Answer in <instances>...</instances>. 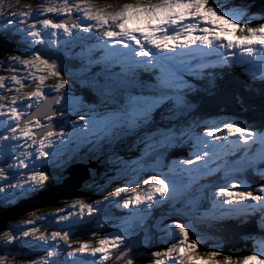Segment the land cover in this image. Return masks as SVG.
<instances>
[{"label": "snow or ice", "instance_id": "6c2138e0", "mask_svg": "<svg viewBox=\"0 0 264 264\" xmlns=\"http://www.w3.org/2000/svg\"><path fill=\"white\" fill-rule=\"evenodd\" d=\"M249 12L248 4L228 6L221 0H134L112 11L97 6L95 0H41L36 8L24 5L18 12L0 19V36L16 37L28 45L26 53L0 59V66H12L13 72L7 78L0 76V90L15 93L10 98L0 95V127L3 129L0 142L12 149L8 156L15 161V164L5 163L0 167V207L38 193L62 179L61 171L76 157L65 154L54 159L57 148L66 141L71 142L77 134L86 136L89 130L100 128L103 137L96 134L89 141L90 152L94 153L101 151L106 142L110 143L120 135L135 134L150 125L154 111L166 104L169 117H174L177 111L191 115L193 105L187 94L193 86L180 73L186 60L176 56L177 49H184L185 56H191L201 71L207 70L206 75L210 77L215 73L208 70L212 67L209 62L215 57V62L225 67L240 63L253 80L258 77L264 83V23L253 26L255 16ZM0 16H3L2 11ZM228 32H232L235 39H228L225 35ZM73 40L95 41L92 48L100 52L95 62L102 64L105 70L120 69L114 82L101 84L98 79L89 77L81 80L85 87L95 89L100 105L108 107L111 101V111L107 114L96 111L95 99L88 111L83 112L82 101L70 97L67 91L70 80L74 82L78 74L61 67V61ZM44 48L47 50L41 51ZM81 51H84L83 47ZM88 62H93L92 56L88 57ZM18 66L34 71L22 76L16 70ZM35 70H39V74ZM144 75L147 81L141 78ZM49 78L56 83L46 85ZM9 80L13 85L10 89L6 87ZM26 87L33 90L25 94L22 90ZM138 89L140 94L133 95ZM53 92L55 95H51ZM34 107L37 112L31 111ZM73 108H79L80 112L71 113ZM70 113L76 114V120L69 121L72 128L66 131L62 121ZM170 123L174 124L171 129L154 133L151 139L161 145L160 151L187 142L193 149L192 158L180 164L195 166L199 162L202 175L213 173L209 161L241 154L239 168L225 165L222 169L226 180L232 179V183L215 186L211 199L213 217H248L259 212L264 220V182L254 189L233 176V173L255 169L256 160L248 157L249 145L259 143L262 146L259 160L264 163V131L239 126L236 121H222L221 124L205 123L201 134L193 133V125L199 127L196 122L189 124L185 120L183 127L175 126L178 120H170ZM16 152H19L18 156ZM50 162L52 171L47 170ZM13 169L24 171L17 177L14 173L9 174ZM216 170L221 171L219 166ZM229 188L239 190L229 191ZM176 192L175 178L169 179L167 175L161 178L158 173L143 180V185L116 187L92 203L78 199L72 205L78 212L69 211L68 216H64L63 209H58L57 223L70 217H75L74 222H78L87 213V219L98 218L97 228L104 229L108 221H99L104 220L109 204L123 207L131 216L142 217L162 204H169L181 213V207L172 203ZM49 215H41L39 219H48ZM201 219H207V214H201ZM24 223L32 226L22 233L24 237L39 231L35 227L36 221L29 219ZM113 227L115 231L105 232L95 244L81 242L74 246L69 243L71 233L63 229L48 236L41 234L36 239L46 245L49 240L54 241L52 247L63 241L70 249L65 264H106L114 253L116 260L123 258V264H134L135 245L124 224H113ZM164 231L174 242L163 251H153L150 264H264V241L258 253L236 259L221 251L201 254L199 238L190 223L173 221ZM91 235L96 236L97 232L93 231ZM0 237L6 244L18 239L11 232L0 233ZM56 255L55 251H48L30 264H56L48 259ZM0 264H7V256H0Z\"/></svg>", "mask_w": 264, "mask_h": 264}, {"label": "rangeland", "instance_id": "374dc122", "mask_svg": "<svg viewBox=\"0 0 264 264\" xmlns=\"http://www.w3.org/2000/svg\"><path fill=\"white\" fill-rule=\"evenodd\" d=\"M39 2H41V0H0V11L3 12V16H0V19H3V17L5 16H9L13 12H18L20 9L24 7V5H31L33 8H36ZM95 2L97 6L106 7L109 11H112L115 10L118 6H122L125 3H132L134 2V0H111V1L95 0ZM221 2L226 3L228 6L248 4L245 0H221ZM225 35L227 36L228 39H235V36L233 35L232 32L225 33ZM63 39H68V38H63ZM61 42L63 43V40ZM94 43L95 41L93 40L87 42H81L80 40H73L68 45V50L65 51V53L73 54L75 51H77V53L78 52L80 53V49L76 50V48L83 47L84 51L83 52L81 51V53L85 58L82 61V64H80L74 70H72L78 75L74 82L71 80L70 82L82 86L83 84L81 83V80H83L84 77L97 79L96 77H93L95 75V73L92 72L93 65L88 62V58L86 57L88 55L94 54L96 51H99L98 49L92 48V45ZM90 48L92 49L91 52L88 51V49ZM24 53L26 52L9 51L1 59L5 58L6 56L21 55ZM239 55L240 53L237 51V56ZM176 56L186 60V64L181 66L179 70L181 75L185 76L184 79L187 83L190 80L189 78L190 76H199L202 73L201 71H197L198 67H194L195 66L194 63L189 61L190 58H188V56L187 57L185 56L184 49H177ZM98 57L99 55L96 56L95 58L97 59ZM11 67L12 66L9 65L0 66V76H4L6 78L10 77L13 74V72L11 71ZM116 68L120 71L119 67ZM16 70L22 76H25L29 72L34 71L33 69L25 70L23 66H18ZM35 71L37 72V74H39V70H35ZM80 73H83V75H80ZM107 79H108L107 77H102L99 78L98 81L99 83L103 84V83H107L106 82ZM51 81H54V79L49 78L48 80L45 81V84L48 85L49 82ZM6 87L9 89L13 87L10 80L8 81ZM90 89L91 91L95 92V94H97L94 88H90ZM32 90H33L32 87H26L25 89L22 90V92L26 94L28 92H31ZM68 93L70 94V97H76L79 98L80 101H82L80 108L83 109V112H87L88 108L93 105V103L92 104L84 103V95L83 94L80 95V93H77V91L71 90L68 91ZM14 94H15L14 91L0 90V95L6 96L8 98H10ZM139 94L140 91L133 93V95H139ZM221 97H223L221 100L214 99L211 102L209 101L208 104H210L213 107L216 106L218 103H223L225 99L226 101L229 100L228 97H224V96ZM231 100L235 101L237 104L239 103L234 98H231ZM32 103H35V101H32ZM191 103L192 105L194 104L193 105V109H194L195 105L197 104L194 102ZM95 105H96V111L101 114H107L108 112L111 111V101H109L108 107L100 105L98 100L95 102ZM77 112H80L79 108H73L71 110V113H77ZM155 112L159 113L162 119V122H160V127H155L157 129H154L155 125L151 123L150 125H148L142 130H139L135 134L130 133L127 135H120L110 143L106 142L105 146L101 151H96L93 153V159L96 161L98 160L101 169L99 168V173L93 175L92 180L87 185V190H89V193L86 196L75 195L74 197L71 198L68 197L66 199L61 197L57 199V203L53 206L51 210L46 211L45 213L44 212H40V213L35 212L34 214L29 213L26 216L19 219V221L15 222V224L8 227V229H6L5 231L2 230L3 231L2 233L11 232L13 235L18 237L17 241L16 240L13 241L10 244L9 248H7V246L4 245L6 243H4L3 238L0 237V256H7V264H30V261L39 260L41 257H44L48 251H55L57 253L56 256L49 257L48 259L55 261L56 264H65V259L67 257L68 252H70V249L67 247V245L64 244L63 241H60L58 245L52 247L53 245H55L54 241L49 240L48 244L46 245L42 241L36 239V237H38L41 234L48 236L53 231L65 229V231H69L71 233L69 243H71L72 245L75 246L81 242H89L95 244L96 241L102 238L105 232H112L116 230L113 227V224H120V223L124 224L128 232V235L131 238V242L135 245L134 252L136 254V259L134 260V264H150V257L153 251H163L166 247L170 246L172 242H174L171 239L170 235H166L164 231L165 227L167 225H171L173 221H179L181 223H185V222L190 223L193 232H195L199 238L198 249L201 247V243H204L206 240L210 238L209 244L206 246V249L203 251H199L201 254L208 251L224 252L223 251L225 246L224 241H222V239L218 235L213 234L210 231L205 232L206 229L208 230L209 224H211L210 221L217 222L218 220L221 219L219 216L213 217L212 215L214 210L212 208L211 199L213 197L216 188L210 187L211 189L208 192H206L207 190L204 189L203 185H201L194 188L193 192H188V186L195 187L198 184L193 182L195 181L201 182V180L199 179L201 176L199 170L202 168V165L199 162L195 166L180 164L181 161L192 158L191 157V153L193 152L191 151L192 148L187 142L171 145L167 147V149H169V152L176 150V147L182 144L188 146L189 152L186 155L182 154L180 158L173 159L172 157L171 159L168 160L167 159L168 153L164 156L161 155L162 153V151H160L161 145H159L156 141L151 139V136L154 133H165L166 129H171L174 126V124L170 123V120L177 121L179 120L180 116H183L185 114L187 115L188 113L184 112L183 114H181L179 111H177L174 117H169L167 115V113L169 112V107L167 108V104L165 105V107L157 111H154L153 114H155ZM71 113L68 122L70 120L71 121L76 120V114L73 115ZM189 116L190 115L188 114V117ZM222 121H236L238 122L239 126L242 127L248 126L249 128L252 129L264 131V128H259L257 126L251 125L242 118L237 117L230 113H219L211 116H204L202 122L196 123V125H199L203 128V125L205 123L221 124ZM192 122L190 124H192ZM179 123L176 124L175 126L176 127L184 126ZM71 128H72L71 123L70 125L65 126L66 131H70ZM79 131L82 132L83 129H80ZM196 132L202 134L203 130L201 132L198 129V127L193 125V133ZM2 134H3V129L2 127H0V135ZM96 134H99L101 137H103L104 135V133L100 130V128L97 127L89 130L86 136H82L79 134L73 136L71 142L66 141L63 145H60L57 148V157L54 159L58 160L59 156L65 154L67 155V157L75 156L76 158L77 157L86 158V154L78 153L79 152L78 150L82 147H86V150L90 152L89 141H91L93 139V136ZM120 141L125 142V146L129 147L126 151H124V153H119L118 151H116L115 145H119L118 142ZM185 141H187V137L185 138ZM261 148L262 146L257 148V151L251 155V157H253L256 160V167H255L256 170L259 169V167H257L258 164L257 162L259 161V152L261 151ZM9 151H12V149L6 148L4 142H0V167H4L5 163L15 164V161L8 156ZM154 151H157L158 155L152 161L142 160L144 156H148L149 154H152ZM15 154L18 156L19 152H16ZM223 158L221 160H213L216 162V166H219L221 170L225 167V165L228 166V163L225 162V160H227L228 158H225L224 161ZM28 162L29 164L31 163L30 161ZM86 162L90 163V161H86ZM228 162H231V159H228ZM241 163L242 160L231 162L229 167L239 168ZM183 166H186V169L183 168ZM194 167L195 170H193ZM93 169H97V168H93ZM47 170L48 171L53 170L51 162L49 163ZM23 171H24L23 169H13L10 170L9 174L14 173L17 177H19L20 173ZM109 171H111L110 175H108ZM158 173L161 175V178H163L165 175H167L169 179L175 178L177 185V192L175 194L176 198L174 201H172V203L178 207H181L182 210L181 213L183 214L185 212L184 217H182L180 213H177L173 209V207L169 204L157 205L154 209H152L150 212L143 215L142 217L131 216L128 213V210L124 209L123 207H117V206L116 207L120 209L114 210L115 211V215H114V213L112 212V209L114 208V204H109L106 205L107 212L104 220L99 221L100 223H104L105 221H108L107 227L104 229L97 228L96 236H92L91 235L92 232H91L90 234H88L86 237L83 238L73 237L72 233L74 232V230L72 231L70 230V228L75 225L74 227L77 228L76 230L77 232H89L90 226H87L85 223L79 224L89 221V219H87V213H85V218L79 220L78 222H74L76 220L75 217H70L68 220L57 223L58 209H63L64 216H68L69 211L73 213L78 212V208L72 207V205L78 199H84L87 203H92L100 199L102 196L108 195V193L114 191L116 187H122V186L136 187L137 183L143 185V180L148 179L149 177H155ZM24 175L26 178L27 173L25 172ZM181 176L185 177V180H182L180 178ZM110 177H114L112 178V182L103 183V185H100L102 180H105L106 178H110ZM224 179L226 178L224 177ZM235 179L238 182H241L240 178H235ZM227 183L231 184L232 179H227ZM238 190L239 189L229 188V191H238ZM15 202H13L12 204H14ZM186 202L189 204V207L185 206ZM173 212H175L176 214ZM44 214H50L48 219L40 220L39 217ZM201 214H207V219L202 220ZM231 216L232 215H225L224 217H231ZM235 217L241 218L243 217V215H235ZM29 219L36 221L35 227L38 228L39 231L34 233L33 235L24 237L22 233L28 231L29 228L32 227L31 225H27L24 223ZM93 219L95 220L97 227L98 218H93ZM257 227L263 228L261 224H258ZM197 228H200L202 230H198ZM260 234L261 235L251 236V240H253L252 243L257 242L261 246V242L264 241V233H262L261 231ZM159 245L161 246L160 248L153 250L154 246H159ZM258 252L259 251H257L256 253ZM115 256L116 254L114 253L111 259L113 260L112 264H123V258L120 260H116ZM142 257L146 259L145 262L141 260ZM204 259H206V257H204ZM217 259H221V257H218Z\"/></svg>", "mask_w": 264, "mask_h": 264}, {"label": "trees", "instance_id": "16d2710c", "mask_svg": "<svg viewBox=\"0 0 264 264\" xmlns=\"http://www.w3.org/2000/svg\"><path fill=\"white\" fill-rule=\"evenodd\" d=\"M245 1L248 3V5H250L249 15L255 16L253 25L255 23H264V19H261V17L264 16V0H245ZM20 45L28 46L24 42H20ZM19 47L20 46H18V48H15L14 50L21 51V48ZM77 49H82V48H76V50ZM73 57L78 62V64H80L82 61L81 57L83 56H81L80 54H77V51H76V54H74ZM99 67H100L99 65L96 67V70H98V73H100V75L103 77H110L106 80L107 82L109 81L114 82V78H111V76H113L111 72H106ZM93 69H95V66ZM208 70H213L215 73L214 75H216V77L211 79L210 76L206 75L207 77L205 79L203 80L197 79V80L198 81L209 80L208 83H211V80H212L214 81L215 85H217L218 87L230 88L231 90L237 91L241 97L240 98L241 104L245 106V110L239 116L243 118L245 121H247L248 123H251V125L257 126L259 128H264L262 127L264 126V83H262L258 77L255 80H253L250 76L242 73L241 71H239L238 75H236V71L234 73H228L227 71H220L221 69L217 70V68H215L213 64H212V67ZM141 78L147 81L146 75L142 76ZM71 90L77 91V93H80V95L84 94V96L86 97L85 99L88 103H91L92 101H94V99L96 100V95L94 94L95 92L93 93V91H91L89 87H85V86L81 87L78 84L70 82L67 88V91H71ZM193 92H194L193 90L188 92L187 99H190L191 102H197L199 100L200 95L198 93L199 96H197ZM212 114H215V113L211 111H206L204 113H201L200 114L201 116L198 117V119L196 120V123H200L202 121L203 116L205 115L208 116ZM185 120L188 121V119H184L183 121ZM199 130L202 131L203 128L199 127ZM184 151L186 150H181V149L176 150L173 152V155L184 154L183 153ZM60 175L62 176L61 173ZM234 177L240 178L244 184L250 185L254 189H258L260 183L264 182V168H261L257 172H253V170L239 172V173H236ZM213 178H214L213 180L220 181L221 176L216 175ZM87 192H89V190L82 188L80 194L82 195V193H87ZM258 219H260L264 223V220H262L260 213L255 218L249 217L247 219H244V218L229 219V222H227L226 228L223 230L224 231L223 240L227 244V246L223 249L224 255H230L236 259H239V258H242L244 255H248V254L252 255L256 253L257 251H259L260 249L259 245L252 243L250 239L251 236H249V235H252V229L254 227L253 225L257 222ZM209 228H210V225H209ZM206 246H207V243L201 245L198 251L205 250ZM141 260L144 261L145 258L143 257L141 258ZM112 263H113V260L106 262V264H112Z\"/></svg>", "mask_w": 264, "mask_h": 264}, {"label": "water", "instance_id": "95a60500", "mask_svg": "<svg viewBox=\"0 0 264 264\" xmlns=\"http://www.w3.org/2000/svg\"><path fill=\"white\" fill-rule=\"evenodd\" d=\"M55 18L60 19L62 17H55ZM12 47H14V45L8 43V41H6L3 37H0V52L6 49H11ZM73 63L71 62V60H69L67 57L64 56V59L61 61V67L65 68V70H68L69 67L73 66ZM51 95H55V93H51ZM204 99H209V98L205 97ZM235 103H236L235 101L229 99L225 106L226 108L231 109V111H235V112L242 111L243 108L241 109L237 108L235 106ZM222 106H223L222 103H218L214 107H212L211 105L208 106V109L213 111H219L222 109ZM32 111L37 112V109L34 108ZM40 118L42 119L43 116L41 115ZM66 173L68 174V176L63 181L55 183L50 188L43 191L44 194L42 198L44 200L39 201L37 199V196H34L19 202L15 207H11V208L0 207V231L7 228L8 226L7 224L9 220L17 218L30 211L47 207L60 197L77 194L79 192L80 187L83 184V181L90 176V172L88 171V166L83 164H74L70 166L69 168H67ZM71 197L74 196H70V198ZM81 235L84 234L75 233V236H81Z\"/></svg>", "mask_w": 264, "mask_h": 264}, {"label": "bare ground", "instance_id": "6f19581e", "mask_svg": "<svg viewBox=\"0 0 264 264\" xmlns=\"http://www.w3.org/2000/svg\"><path fill=\"white\" fill-rule=\"evenodd\" d=\"M238 102V101H237ZM214 107V106H213ZM207 225V224H206ZM208 228H209V226H208Z\"/></svg>", "mask_w": 264, "mask_h": 264}]
</instances>
